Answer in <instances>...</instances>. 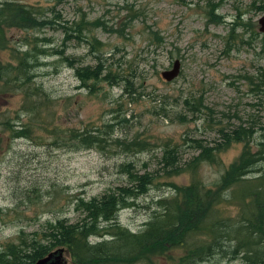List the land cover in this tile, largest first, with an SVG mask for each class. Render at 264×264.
Returning <instances> with one entry per match:
<instances>
[{
  "label": "rangeland",
  "instance_id": "1",
  "mask_svg": "<svg viewBox=\"0 0 264 264\" xmlns=\"http://www.w3.org/2000/svg\"><path fill=\"white\" fill-rule=\"evenodd\" d=\"M10 1L54 9L48 16L59 15L70 36L65 38L56 26L7 31L11 48L24 51L36 44L47 50L32 69V83L42 87L52 103L35 116L23 109L20 92L0 94V130L5 131L0 144V250L21 231L41 235L47 220L75 221L77 197L88 200L127 185L123 164L131 165L132 173L153 175L147 193L118 214L122 227L141 231L152 216L153 203L191 180L186 171L165 175L164 141L178 145L181 166L202 152L190 139L214 148L223 142L217 134L221 127L251 132L245 139L249 148L261 149L264 51L257 21L264 14V0ZM52 49L64 51L73 66L64 64L62 56H49ZM96 56L116 82L99 79L81 88L75 74L95 65ZM175 60L180 61V74L165 82L160 74ZM9 62L10 52L0 51V64ZM6 121L18 130L29 126V138H12ZM56 129L63 132L57 135ZM95 129L100 146L86 148L74 138ZM137 143L147 146L140 151ZM244 146V141L232 143L213 152L215 162L200 165L198 177L212 199L217 193L214 182L239 159ZM252 172L249 178L264 176V162ZM232 190L237 188L220 192L216 203L222 217L235 220L239 207L228 196ZM101 240L90 238L92 243ZM143 256L146 260L137 264H166ZM202 264L243 262L219 256Z\"/></svg>",
  "mask_w": 264,
  "mask_h": 264
},
{
  "label": "trees",
  "instance_id": "2",
  "mask_svg": "<svg viewBox=\"0 0 264 264\" xmlns=\"http://www.w3.org/2000/svg\"><path fill=\"white\" fill-rule=\"evenodd\" d=\"M48 13L54 15L55 11L0 0V51H9L12 60L0 64V94L20 92L25 102L23 109L35 116L39 110L48 111L52 103L48 93L32 83V69L39 65V57L48 53L44 47L38 48L36 44L27 46L24 51L9 47L7 31L12 28L30 31L56 26L64 31L65 38H69V29L59 22V15L51 19ZM262 36L261 48L264 51ZM57 50L52 49L53 53L49 56H62L64 64L72 67L73 60L64 56V51ZM95 59V65L84 66L75 74L81 88L99 79L116 82V76L104 67L101 58L96 56ZM121 81L129 82L126 78H121ZM3 125L10 129L12 138H29L31 134L29 126L18 130L14 129L17 125H10L8 121ZM56 130L57 135L63 132ZM4 133V130H0V144ZM248 133L251 132L221 127L217 134L223 142L214 148L190 139L189 142H196V149L202 152L183 166L180 165L178 145L170 140L164 141L161 164L167 170L165 175L170 177L186 171L190 173L191 180L185 187L175 188L173 195L160 197L153 203L152 216L141 231L130 232L122 227L118 214L132 206L138 196L147 193L153 175L148 172L132 173L131 165L123 164L120 170L128 176L127 185L109 189L101 196L88 200L77 197L73 210L79 217L75 221L59 217L47 220L41 235L35 232L30 236L21 231L14 242L5 244L0 250V264H34L60 247L69 252L70 264H137L146 260L144 254L162 259L166 264H202L219 256L240 258L243 264H262L264 176L249 178V174L260 162H264V143H259L261 149L254 152L245 141ZM74 138L86 148L100 146L99 129L77 133ZM242 141L245 146L239 159L214 182L217 193H213L212 199L211 191L198 177L200 165L215 162L214 151L220 153L232 143ZM137 145L140 151L147 146L145 143ZM232 187L237 190H232L228 196L239 207L235 220L222 217L216 203L220 192ZM106 236L109 239L105 240ZM90 238L103 240L92 243Z\"/></svg>",
  "mask_w": 264,
  "mask_h": 264
},
{
  "label": "water",
  "instance_id": "3",
  "mask_svg": "<svg viewBox=\"0 0 264 264\" xmlns=\"http://www.w3.org/2000/svg\"><path fill=\"white\" fill-rule=\"evenodd\" d=\"M258 32L264 35V14L258 19ZM180 74V61L175 60L171 69L162 71L160 76L165 82L175 80ZM70 254L63 247L57 248L49 252L46 256L37 260L34 264H69ZM264 264V262L262 263Z\"/></svg>",
  "mask_w": 264,
  "mask_h": 264
},
{
  "label": "bare ground",
  "instance_id": "4",
  "mask_svg": "<svg viewBox=\"0 0 264 264\" xmlns=\"http://www.w3.org/2000/svg\"><path fill=\"white\" fill-rule=\"evenodd\" d=\"M69 264H70V262H69Z\"/></svg>",
  "mask_w": 264,
  "mask_h": 264
}]
</instances>
